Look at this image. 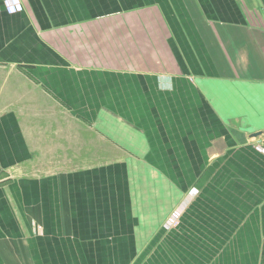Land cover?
Instances as JSON below:
<instances>
[{
  "label": "crops",
  "instance_id": "obj_1",
  "mask_svg": "<svg viewBox=\"0 0 264 264\" xmlns=\"http://www.w3.org/2000/svg\"><path fill=\"white\" fill-rule=\"evenodd\" d=\"M20 2L0 264H264V0Z\"/></svg>",
  "mask_w": 264,
  "mask_h": 264
},
{
  "label": "built area",
  "instance_id": "obj_2",
  "mask_svg": "<svg viewBox=\"0 0 264 264\" xmlns=\"http://www.w3.org/2000/svg\"><path fill=\"white\" fill-rule=\"evenodd\" d=\"M3 4H4L6 11L9 13L18 12V11L22 10V8H23L20 0H3ZM178 210L179 209H176L175 212H173V214H171V216L166 218V220L163 224V227L165 230H168V229L172 228L174 225H177L178 220H179V216H180Z\"/></svg>",
  "mask_w": 264,
  "mask_h": 264
},
{
  "label": "rangeland",
  "instance_id": "obj_3",
  "mask_svg": "<svg viewBox=\"0 0 264 264\" xmlns=\"http://www.w3.org/2000/svg\"><path fill=\"white\" fill-rule=\"evenodd\" d=\"M261 150H264V149H261ZM193 190H194V193H195L194 195H195V197H196L197 194H198V190L195 189V188H193ZM188 197H191V196L188 195ZM186 201H187V200H186ZM191 201H192V200H190L188 203L185 202V201H183L180 205L177 206L176 209H179L178 212H179L180 216H181L182 212L185 210V208H186L187 206H189V204H191ZM183 204H184V205H183ZM176 209H175V210H176ZM175 210H174L173 212H175ZM173 212H172L171 214H173ZM171 214H170L169 216H171ZM169 216H168V217H169ZM168 217H167V218H168ZM164 222H165V221H164ZM164 222H163V224H164ZM163 224H162V228L164 229ZM175 226H176V225H174L172 228H175ZM172 228H170V229H172ZM168 230H169V229H168Z\"/></svg>",
  "mask_w": 264,
  "mask_h": 264
},
{
  "label": "water",
  "instance_id": "obj_4",
  "mask_svg": "<svg viewBox=\"0 0 264 264\" xmlns=\"http://www.w3.org/2000/svg\"><path fill=\"white\" fill-rule=\"evenodd\" d=\"M260 134V132H253L251 135L252 136H257V135H259Z\"/></svg>",
  "mask_w": 264,
  "mask_h": 264
}]
</instances>
